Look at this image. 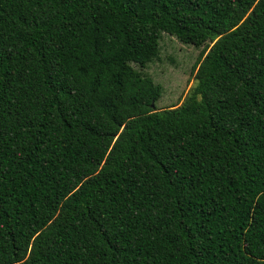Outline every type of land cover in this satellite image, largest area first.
<instances>
[{
  "label": "trees",
  "instance_id": "1",
  "mask_svg": "<svg viewBox=\"0 0 264 264\" xmlns=\"http://www.w3.org/2000/svg\"><path fill=\"white\" fill-rule=\"evenodd\" d=\"M0 264H264V0H0Z\"/></svg>",
  "mask_w": 264,
  "mask_h": 264
},
{
  "label": "rangeland",
  "instance_id": "2",
  "mask_svg": "<svg viewBox=\"0 0 264 264\" xmlns=\"http://www.w3.org/2000/svg\"><path fill=\"white\" fill-rule=\"evenodd\" d=\"M203 55V46L185 44L176 37L161 32L157 55L143 67L136 63L131 65L160 85L161 95L156 106L164 108L179 105L189 94L195 83L194 75L199 58Z\"/></svg>",
  "mask_w": 264,
  "mask_h": 264
}]
</instances>
